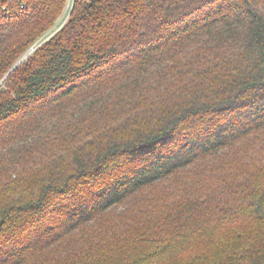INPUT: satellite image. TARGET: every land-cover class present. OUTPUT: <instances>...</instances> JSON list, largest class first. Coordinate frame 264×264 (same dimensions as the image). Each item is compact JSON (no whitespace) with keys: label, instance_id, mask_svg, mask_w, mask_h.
Masks as SVG:
<instances>
[{"label":"trees","instance_id":"1","mask_svg":"<svg viewBox=\"0 0 264 264\" xmlns=\"http://www.w3.org/2000/svg\"><path fill=\"white\" fill-rule=\"evenodd\" d=\"M67 1L0 0V264H264V0H72L32 48Z\"/></svg>","mask_w":264,"mask_h":264},{"label":"rangeland","instance_id":"2","mask_svg":"<svg viewBox=\"0 0 264 264\" xmlns=\"http://www.w3.org/2000/svg\"><path fill=\"white\" fill-rule=\"evenodd\" d=\"M65 6L66 7L64 9L63 14L60 16V18L57 19L56 23H58L60 21V19H62V17L65 15L66 11L68 12V17H67V20H68L69 15H70L69 13L71 12L73 5H72V3L69 5V2L67 1ZM54 26H53V28H51L48 32H46L43 35V37L41 38L42 43L36 42L32 46V48L36 49V48L40 47L43 43L47 42V40H48L47 36H49V34L54 30ZM57 32H55L52 36H54ZM52 36H50V37H52ZM29 50L31 51V47ZM73 141H74L73 138L69 139L62 146H59V145L55 144L53 141H51V143H50L51 155L49 158V163L55 165V164H58V163H56V161H59V162L65 161V164H67L70 152L73 149V146H72ZM54 165H52V166H54ZM157 202L159 203V205H162V206L165 204H168V200L166 198L163 200H159ZM137 207L138 206H135V208H137ZM137 219H144V217H137ZM123 220H124V218H121L120 216L114 214V215H111L110 217L106 218V221H104L99 226L97 231L101 233V235L99 236L101 241L97 245L101 244V247H100L101 250H107L108 244L110 242L113 243L114 245L120 244V243H123L124 241H126L127 238L130 236L131 231L134 228L129 229L127 227L122 226L121 222ZM132 227H133V225H132ZM79 245H80V243H79ZM81 245H82V243H81ZM51 261H53L54 264H65V260L60 256V254L53 255L51 258ZM67 264H73V263L67 261Z\"/></svg>","mask_w":264,"mask_h":264},{"label":"built area","instance_id":"3","mask_svg":"<svg viewBox=\"0 0 264 264\" xmlns=\"http://www.w3.org/2000/svg\"><path fill=\"white\" fill-rule=\"evenodd\" d=\"M71 1L72 0H68L69 5L71 4ZM67 17H68V12L66 11L65 15L62 17V19H60V21L55 24L54 30L49 34V36H47L48 38H50V36H52L55 32H57L58 30H60L64 26V24L67 21Z\"/></svg>","mask_w":264,"mask_h":264},{"label":"water","instance_id":"4","mask_svg":"<svg viewBox=\"0 0 264 264\" xmlns=\"http://www.w3.org/2000/svg\"><path fill=\"white\" fill-rule=\"evenodd\" d=\"M25 58H26V55L22 57V59L16 64V66H17V65H18L23 59H25ZM16 66H15V67H16Z\"/></svg>","mask_w":264,"mask_h":264}]
</instances>
